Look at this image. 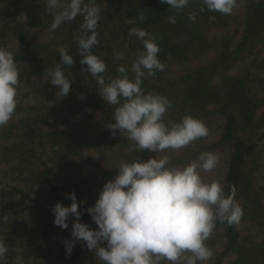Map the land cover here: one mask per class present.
Wrapping results in <instances>:
<instances>
[{
	"label": "trees",
	"instance_id": "1",
	"mask_svg": "<svg viewBox=\"0 0 264 264\" xmlns=\"http://www.w3.org/2000/svg\"><path fill=\"white\" fill-rule=\"evenodd\" d=\"M211 26L221 37L208 36ZM40 30L53 38L31 40ZM15 40L0 58V264H68L85 246L71 240L75 226L105 253L99 264H199L218 246L217 264H264V243L248 246L239 226H264L254 180L264 159V0H0V57ZM46 73L76 90L49 98L34 79ZM17 86L32 104L5 95ZM62 113H98L104 129L92 138L50 129ZM212 114L232 147L219 198L192 235L164 229L143 241L148 227L104 203L109 181L155 194L156 178L193 156L162 158L167 145L204 140ZM113 153L120 165L103 168Z\"/></svg>",
	"mask_w": 264,
	"mask_h": 264
},
{
	"label": "rangeland",
	"instance_id": "2",
	"mask_svg": "<svg viewBox=\"0 0 264 264\" xmlns=\"http://www.w3.org/2000/svg\"><path fill=\"white\" fill-rule=\"evenodd\" d=\"M46 32L44 30L38 31L31 36V40L36 42L50 41L53 36ZM222 33L223 30L213 26L207 31L211 39L221 37ZM17 44L16 40L9 43L0 58H5L9 51L17 47ZM212 59L213 55H207L202 60H196L193 65L205 64ZM171 68L173 74L178 75L186 67L177 65ZM34 79L41 86H46L44 89L46 95L52 99L57 98L63 92L72 93L76 90V81H70L65 76L55 73L42 74ZM4 93L7 96H15L18 102L23 105L32 104L35 99L29 88L20 86L11 87ZM263 112L264 110L259 111L258 116L260 117ZM50 122L52 125H50V129L68 130L86 138H92L104 129L98 113L92 115L62 113L54 116ZM225 125L223 116L219 114L209 115L205 120L207 134L202 135L205 137L204 140L199 137L185 142L175 139L170 145L168 144L162 158H169L183 152L190 153L194 157L191 156L188 166L179 165L170 168L164 175L157 177L153 182L156 189L155 194L146 193L143 188L133 184L114 187L113 182L109 181L113 188L103 195L104 203L112 212L123 215L136 225L148 227L149 232L139 231L138 233V236L145 242H148L150 237L160 234L164 229H180L184 231L185 236L197 232L201 228L210 207L219 198L224 186L232 151L228 142H222ZM45 127L49 128V126ZM18 141H20V137L13 142ZM201 146L209 147L205 152H201L199 149ZM100 164L103 168L120 165L119 156L117 153L103 156ZM258 166L254 173L255 185L256 187H264V159L262 165ZM162 199L169 201L171 210L168 215L160 204ZM261 204L264 207V198ZM58 209L59 207L56 210ZM246 221H241L239 225L243 241L248 246L252 242L263 244L264 226L255 224V222L250 224ZM73 232L74 235L71 238L73 243L81 242L85 246L84 249L76 253L68 264H99L98 260L104 257L105 253L95 244L94 238L77 226L74 227ZM61 240L56 245V252L61 251ZM220 253L218 246L214 253L206 255L199 264H217ZM228 257L234 259L235 256L230 254ZM176 261V258L170 260L171 264H175Z\"/></svg>",
	"mask_w": 264,
	"mask_h": 264
}]
</instances>
